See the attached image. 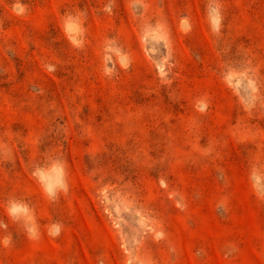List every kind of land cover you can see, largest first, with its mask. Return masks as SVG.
<instances>
[{
  "label": "rangeland",
  "instance_id": "rangeland-1",
  "mask_svg": "<svg viewBox=\"0 0 264 264\" xmlns=\"http://www.w3.org/2000/svg\"><path fill=\"white\" fill-rule=\"evenodd\" d=\"M0 219V264H264V0H0Z\"/></svg>",
  "mask_w": 264,
  "mask_h": 264
},
{
  "label": "clouds",
  "instance_id": "clouds-1",
  "mask_svg": "<svg viewBox=\"0 0 264 264\" xmlns=\"http://www.w3.org/2000/svg\"><path fill=\"white\" fill-rule=\"evenodd\" d=\"M37 182L40 184L42 193L48 197H53L54 193L52 190L49 188L48 185L43 183L40 180V177H36ZM64 190H67V185L65 183L64 185ZM5 214L8 217L10 221L13 223H22L23 226L25 227V230L29 234V238H35L33 233L34 229L31 226L32 222L35 220V216L33 213V210L29 207V205L24 202L23 200L16 199V198H11L8 199L5 202ZM8 225L4 222L3 219H0V228L7 229ZM0 243H3L5 245L11 243V237L10 236H5Z\"/></svg>",
  "mask_w": 264,
  "mask_h": 264
}]
</instances>
